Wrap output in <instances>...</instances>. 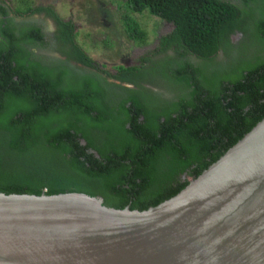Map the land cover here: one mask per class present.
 Instances as JSON below:
<instances>
[{
	"label": "trees",
	"instance_id": "trees-1",
	"mask_svg": "<svg viewBox=\"0 0 264 264\" xmlns=\"http://www.w3.org/2000/svg\"><path fill=\"white\" fill-rule=\"evenodd\" d=\"M14 2L0 4V192H83L144 210L264 117V0H116L135 43L147 32L133 14L147 10L173 29L158 40L160 64H119L115 74L93 65L71 20ZM9 12H44L55 26L44 41L37 22L16 28ZM244 42L250 49L239 48Z\"/></svg>",
	"mask_w": 264,
	"mask_h": 264
},
{
	"label": "water",
	"instance_id": "water-1",
	"mask_svg": "<svg viewBox=\"0 0 264 264\" xmlns=\"http://www.w3.org/2000/svg\"><path fill=\"white\" fill-rule=\"evenodd\" d=\"M0 264H264V117L144 210L0 192Z\"/></svg>",
	"mask_w": 264,
	"mask_h": 264
},
{
	"label": "rangeland",
	"instance_id": "rangeland-1",
	"mask_svg": "<svg viewBox=\"0 0 264 264\" xmlns=\"http://www.w3.org/2000/svg\"><path fill=\"white\" fill-rule=\"evenodd\" d=\"M33 1L34 4H40L33 8L41 7L43 4L52 7L51 9L63 20H71L78 35L77 39L84 48H87L93 65L109 74L113 73L114 66L119 64L138 65L141 58L148 56L152 51L155 52L160 37L173 29L171 22L154 16L147 10L133 14L147 32L145 42L135 43L124 31L120 20L121 9L117 7L116 0ZM33 17L48 28L53 29L55 26L54 20L43 12L33 13ZM250 47V42L241 43L239 46L244 51ZM109 74L106 73V76L110 77Z\"/></svg>",
	"mask_w": 264,
	"mask_h": 264
},
{
	"label": "flooded vegetation",
	"instance_id": "flooded-vegetation-1",
	"mask_svg": "<svg viewBox=\"0 0 264 264\" xmlns=\"http://www.w3.org/2000/svg\"><path fill=\"white\" fill-rule=\"evenodd\" d=\"M10 1H12V2H10ZM0 4L1 5H3L5 8H7V9H13V6L16 4L13 0H0ZM42 4V3H41ZM35 5H40V4H34V1L33 2H31V6L33 7V6H35ZM45 6V5H44ZM41 7H43V4H42V6ZM50 8H52V7H50ZM44 13V12H43ZM2 17H4V16H2ZM7 17H9V18H12V20H13V22L15 23V27L16 28H19V27H23V26H25V24L26 23H30V22H32V20L34 21V22H37V24L38 25H40L39 27L41 28V30H42V33L44 34V41H47V39L49 38V36H50V34H51V32H52V30L53 29H51V28H48L46 25H44L42 22H40V21H38L37 19H35L33 16H31V15H28V14H26V15H22V16H20V15H15V14H13V13H11V12H9V14L7 15ZM241 37V34L240 33H238V32H235V34H231V36H230V39H231V41H233V43H235V42H237V40L239 39ZM174 47V46H173ZM36 50H38V49H36ZM43 50H45V51H47V53H48V55H50V56H52V57H55V58H65L64 56H61L57 51H55V50H53V49H43ZM43 52V51H42ZM168 54H170V55H172V56H174L175 54V50H172V49H169L168 51H166ZM164 55H165V52H157V51H155V52H151L150 54H148V56L147 57H149L150 59L147 61H145V62H140L138 65H141L142 63H144V65L146 66V68L147 67H149L148 65H150V66H152L153 65V63L154 62H157V63H160V61H162V59H163V57H164ZM221 56H222V54H221V52L219 53V56L217 57L218 59H220L221 58ZM175 57V56H174ZM73 64H76V63H74L73 62ZM77 65H79V63H77ZM138 65H136V66H138ZM81 66V65H80ZM125 66H135V65H125ZM114 72L113 73H111V74H115L116 73V71L115 70H113ZM105 76H106V74H105ZM107 77V79L109 80V81H113L114 83H121V82H119V80H117V79H112L111 77H108V76H106ZM146 88L148 87V88H150V89H152L153 91H156V90H160V89H158V87L157 86H155V85H148L147 83H142ZM121 85L122 86H124V87H127V88H136L133 84H128V83H121ZM140 119H142V117H140Z\"/></svg>",
	"mask_w": 264,
	"mask_h": 264
}]
</instances>
